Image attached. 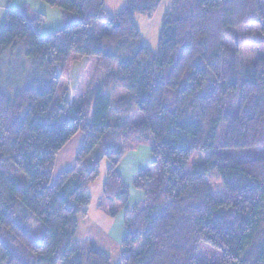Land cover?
Instances as JSON below:
<instances>
[{"label": "trees", "instance_id": "16d2710c", "mask_svg": "<svg viewBox=\"0 0 264 264\" xmlns=\"http://www.w3.org/2000/svg\"><path fill=\"white\" fill-rule=\"evenodd\" d=\"M41 1L68 19L61 29L39 36L42 15L8 9L0 31V61L17 52L30 63L25 80L0 83V264H110L93 243L76 242V217L87 216L102 161L103 196L127 200L117 166L128 143L149 144L154 160L133 182L146 200L124 218L118 264H203L202 243L222 253L221 264H264V59L241 65L236 44L225 45L247 24L264 44V0H172L156 53L135 17H150L162 0H124L114 16L104 0ZM72 58H95L105 75L79 105L67 88L55 98ZM78 133L74 165L53 179L58 152ZM256 148L257 159L212 152L185 171L196 153ZM29 221L43 232L31 234Z\"/></svg>", "mask_w": 264, "mask_h": 264}, {"label": "rangeland", "instance_id": "374dc122", "mask_svg": "<svg viewBox=\"0 0 264 264\" xmlns=\"http://www.w3.org/2000/svg\"><path fill=\"white\" fill-rule=\"evenodd\" d=\"M172 0H162L158 8L150 17H135V23L142 37V41L145 46H147L152 52L156 53L158 50V38L161 29V22L163 16L167 9L169 8ZM33 9L36 12L42 13L45 15L43 21L39 24L37 28V33L39 36H46L53 32L58 31L63 26V20L61 18V11L55 7L50 6L41 0H0V31L4 24L5 13L10 8H21L25 6ZM124 0H104L103 10L114 16L124 7ZM104 29L101 26L95 28V33L100 35L104 33ZM258 29L252 24L243 25L235 30L231 31L229 39L225 40V45L233 51L236 44L238 48V58L241 65H250L253 64L258 59H264V44L260 42ZM231 39V40H230ZM116 65H114L115 67ZM30 71V63L17 52H7L2 60L0 61V83L4 82L5 78L9 76L12 78V81L25 80V77ZM96 60L95 58H72L71 65L69 69L64 74V81L67 82V87L70 89V92H74L73 89L77 86V97L76 94H70L68 90V96L73 100L71 103L79 104L78 98L83 91L87 90L91 84H89L85 79L87 76L97 74ZM98 82L95 81L94 84ZM78 84V85H77ZM93 84V85H94ZM95 86V85H94ZM66 88V87H65ZM87 88V89H86ZM63 86L60 88L59 92L56 94V99H58L62 93ZM79 90V91H78ZM84 91V92H85ZM79 95V96H78ZM121 93L116 95L115 99H120ZM80 98V97H79ZM86 98L88 101L89 97L86 94H83L81 99ZM75 99V100H74ZM236 110V105H234V112ZM68 144V143H67ZM131 143L126 144V147H130ZM72 145L68 146L65 150V153L72 152ZM212 152H217L221 156L227 157L234 162H244L253 159H257L262 155L261 149H244V150H224V149H215L210 152L205 153H196L191 158L190 163L186 167L185 171L189 172L191 167L194 164H197L205 159H207ZM67 158H70V155H67ZM73 158V156H71ZM71 168L74 165V161L70 162ZM106 161H102L100 164L99 177L94 182V185H90L88 191L93 198L96 199V196L101 195V184L106 178ZM12 170L11 177L17 181L18 186L21 190H25L28 184L26 177L18 172L14 167L10 168ZM208 185L210 187L211 194L214 199L219 200L225 197V190L223 188L222 182L216 173H211L207 177ZM95 199H93L95 201ZM30 225L31 234L36 233L40 227L43 232V227L38 226V224L33 222H28ZM141 249V243L136 244L133 248L132 253L135 254ZM197 259L203 264H221L222 262V253L211 247L208 244L202 243L199 246V249L196 254Z\"/></svg>", "mask_w": 264, "mask_h": 264}, {"label": "crops", "instance_id": "0c3cea01", "mask_svg": "<svg viewBox=\"0 0 264 264\" xmlns=\"http://www.w3.org/2000/svg\"><path fill=\"white\" fill-rule=\"evenodd\" d=\"M10 9L19 10L27 17H31L34 14L42 15L43 17H45L44 14L36 12L33 9H30L26 7V5L22 6L21 8H10ZM60 16L63 20L62 26H64L68 19L62 13ZM96 67H97V63H96ZM96 72H97L96 76L89 75L85 79V81H87L89 84L92 83L91 87H97L104 80L105 77L104 73L98 70V68ZM95 81H97L98 83L94 84ZM65 87L68 89L67 82L63 81V89H62L63 91L61 95L63 94ZM68 90L70 92V89ZM73 91L75 93L70 92V94L72 95L74 93L76 94L75 97H77V94H79V92H77V86L73 89ZM84 91L83 94H86L89 97L88 101L91 100L90 95H88L86 91L85 92ZM83 94H81L80 96L78 95L80 98L79 97L76 98V101L78 99L79 104L87 100L86 98L81 99ZM68 98L70 102L73 100L70 97ZM79 104H75V105H79ZM82 142H83V135L81 133H78L68 142V144H66L58 152L54 166L53 179H55L60 173H62L64 170L70 167L71 165L70 162L74 161L77 152L82 146ZM70 145H72L73 151L72 152L68 151V153H65L66 148ZM130 145H131L130 147L125 148V152L117 166V174L119 175L122 183L128 189L127 200L125 202L117 199L110 200V199H106L103 196V186L107 180V175H106V178L101 184V195L99 197L96 196V199L93 198L88 191V189L95 183L93 182L91 186L89 185L90 187L89 186L87 187V193L90 197V205L88 208L87 216L76 217V233H75L76 242L79 244L88 243V242L93 243L97 250L106 254L109 257L110 264H118L123 254L122 241L124 239L125 216L128 213H130L134 208L142 205L146 200L144 193L134 188L133 182L137 174L140 171L149 167L154 160L151 153V146L149 144L133 143ZM67 155H70V158H67ZM71 156H73V158H71ZM93 199H95V201ZM111 212H113L115 215L111 216L110 215Z\"/></svg>", "mask_w": 264, "mask_h": 264}]
</instances>
